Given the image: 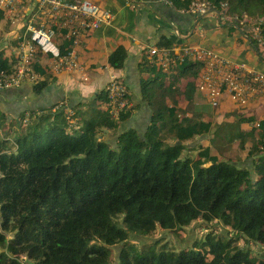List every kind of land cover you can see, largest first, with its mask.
<instances>
[{"label": "trees", "instance_id": "obj_1", "mask_svg": "<svg viewBox=\"0 0 264 264\" xmlns=\"http://www.w3.org/2000/svg\"><path fill=\"white\" fill-rule=\"evenodd\" d=\"M161 1L190 15L197 2L217 12L226 5L237 21L249 18L251 30L264 21V0ZM69 45L62 42V54ZM126 58L119 47L109 65L121 70ZM44 60L40 52L32 65L35 96L53 79ZM18 61L0 49V78L14 75ZM201 70L191 59L166 71L144 60L141 102L149 115L141 131L129 127L136 107L110 115L105 90L70 111L60 104L10 119L0 110V264H264V254L251 250L264 248V119L238 116L229 137L238 142L235 160L198 145L214 128L195 100ZM243 124L253 127L243 132ZM196 150L192 160L188 154ZM241 155L251 160L249 168L235 164ZM195 223L206 232L194 246L148 240L161 231L184 241L182 233Z\"/></svg>", "mask_w": 264, "mask_h": 264}, {"label": "crops", "instance_id": "obj_2", "mask_svg": "<svg viewBox=\"0 0 264 264\" xmlns=\"http://www.w3.org/2000/svg\"><path fill=\"white\" fill-rule=\"evenodd\" d=\"M92 1L112 13L114 19L111 24L82 36L76 48L78 61L85 68L87 80H82L78 74L56 73L51 69L50 61L44 60L53 79L40 95H34L31 81L15 89L0 91V110L10 115V119L17 118L25 110L55 108L60 104L68 110L72 109L83 101L95 99L112 80L118 79L129 87L132 106L137 108L129 127L141 131L147 125L149 108L141 102L140 68L147 58L148 49L165 47L163 44L166 42L176 48H211L225 57L264 71V48L257 49L240 26L221 20L213 11L190 15L188 12L176 11L161 0ZM119 47L127 52L126 63L123 69L114 70L109 65V58ZM225 103L229 104V101ZM232 113L237 114V117L264 119V101L238 107ZM252 127V124H243L241 130L248 132ZM241 157L242 162L237 163L238 166L249 168L251 160Z\"/></svg>", "mask_w": 264, "mask_h": 264}, {"label": "built area", "instance_id": "obj_3", "mask_svg": "<svg viewBox=\"0 0 264 264\" xmlns=\"http://www.w3.org/2000/svg\"><path fill=\"white\" fill-rule=\"evenodd\" d=\"M226 5H223V10ZM210 3L191 11L196 14L215 12L221 20H227L252 33L249 41H255L264 48L263 20L237 19L211 9ZM0 29L4 20L16 22L22 19L25 35L17 38L19 45L11 54L18 58V68L14 75L0 78V90L17 87L26 80L34 81L37 75L32 71L35 54L41 52L50 61L56 72H77L82 70L76 48L85 34L109 25L114 16L90 0H0ZM223 16H225L223 18ZM233 16V17H232ZM69 47L62 54V42ZM150 64L166 68L169 62L191 59L200 63L202 70L197 82L198 90L213 108L220 107L226 100L237 107H247L264 101V71L256 70L220 52L206 47H150L146 58ZM105 91L109 97L110 115L117 118L120 113L131 110L128 90L118 79L112 80Z\"/></svg>", "mask_w": 264, "mask_h": 264}, {"label": "rangeland", "instance_id": "obj_4", "mask_svg": "<svg viewBox=\"0 0 264 264\" xmlns=\"http://www.w3.org/2000/svg\"><path fill=\"white\" fill-rule=\"evenodd\" d=\"M90 1H92V0H90ZM206 3L207 2L195 3L192 7V11L197 10L199 8V6L206 4ZM224 8L225 9L224 10L222 9L220 13L223 15H228L227 14V7H224ZM224 17L225 16H223V18ZM243 19H245V18H243ZM247 19H249V18H247ZM8 23H11V25H12L10 30L7 28ZM22 23H23L22 19H19L16 22L10 20L9 18L8 19L6 18L4 20L2 28L0 29V49H4V50H7L9 53H12L11 51L18 47L19 41L17 40V38L25 35V30L22 26ZM38 53H40V52H38ZM38 53H36L35 55H37ZM170 63L173 64L174 61L172 60L171 62H169V64ZM79 64L81 65L80 62H79ZM169 64H167L166 68L162 67V69H164L166 71L168 69ZM71 74H78L81 76L82 80H84V81L87 80V74H86L84 67H82L81 71L69 73V75H71ZM195 100H196V104L198 106V109L204 112L205 120L211 121L214 124V128L212 130V133L208 137L206 136V137H202L201 139H199L198 145L203 144L204 147L209 145L213 148V150H212L213 154L215 153L217 155H226L228 157L233 155V159L235 160L237 158V156H239L238 142H234L231 144L229 142V137H230V134H232L236 130V127H235L236 125H233V124L238 122V117H237V114H233L232 112L234 109H237L238 107L233 105L230 102H229V104H226L227 102L226 103L223 102L222 103L224 105L223 108H222V106H223L222 104H221L222 106L220 108L217 107L219 109L213 108L211 105H209L207 99L202 95V93L199 90L195 91ZM180 104L183 107L186 106V103L183 104V102H181ZM222 112H225L226 115L223 114ZM245 126L247 128V125H245ZM220 147H222L221 150L224 152V154H221L220 150L218 151V149ZM197 152L198 151L196 150L193 153H189L188 157H190V158H192V160H194L197 156ZM235 164L238 165L237 163H235ZM231 167L232 168L228 169L229 174H233L235 172L234 165H232ZM205 232H206V230L203 229V227L201 228V226L199 224L195 223V224L191 225L185 233H182V236L185 238L184 241H181V242L179 240L176 241V239L174 238L175 237L174 234H172V233L166 234V233H162L161 231L156 232L153 235V237L148 238V240L150 242H155L154 240H157L156 238H161L160 240H167V242L169 243V246H168L169 248L178 247V249H180V248L194 246L196 244L197 240H201L202 235ZM221 232L223 234H226V231L223 229ZM173 239H174V241L177 242V245H174V243L172 242ZM136 241L139 242V240H136ZM239 245L244 247V245H245L244 241L243 240L240 241ZM251 250H252V255L256 256V254H257L258 257H260V255L264 254V248L261 245L253 244L251 246Z\"/></svg>", "mask_w": 264, "mask_h": 264}]
</instances>
